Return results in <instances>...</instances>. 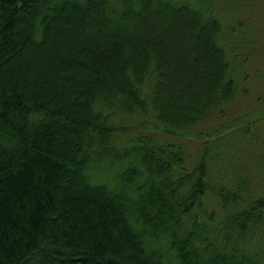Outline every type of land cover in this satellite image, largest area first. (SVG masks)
Here are the masks:
<instances>
[{
    "label": "trees",
    "instance_id": "16d2710c",
    "mask_svg": "<svg viewBox=\"0 0 264 264\" xmlns=\"http://www.w3.org/2000/svg\"><path fill=\"white\" fill-rule=\"evenodd\" d=\"M262 13L0 0V264H264Z\"/></svg>",
    "mask_w": 264,
    "mask_h": 264
},
{
    "label": "rangeland",
    "instance_id": "374dc122",
    "mask_svg": "<svg viewBox=\"0 0 264 264\" xmlns=\"http://www.w3.org/2000/svg\"><path fill=\"white\" fill-rule=\"evenodd\" d=\"M257 3H258V7L263 11L262 13V20L260 21L261 23L264 24V0H255ZM79 17H77L78 19ZM77 19L75 17H73L71 14H67L65 16V22L63 23L64 26H69V25H73L75 24L76 22H79V19L77 21ZM86 20V19H85ZM181 25L184 26V23H182ZM262 41H263V38H262ZM264 66V64L262 65ZM99 87H101V84H98ZM104 85H102L103 87ZM261 85L260 84H257L256 83V89H255V92L257 93V89L260 87ZM106 87V86H104ZM98 88V87H97ZM258 92H261V91H258ZM262 93V92H261ZM260 93V94H261ZM73 101L76 102L77 104H81V105H84V102H85V98L82 96V97H78V98H73Z\"/></svg>",
    "mask_w": 264,
    "mask_h": 264
}]
</instances>
